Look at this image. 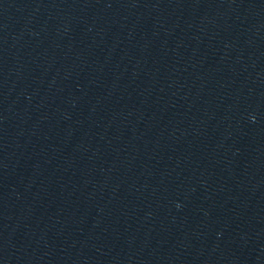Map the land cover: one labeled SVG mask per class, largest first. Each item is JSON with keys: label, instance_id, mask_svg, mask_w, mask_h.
<instances>
[{"label": "water", "instance_id": "water-1", "mask_svg": "<svg viewBox=\"0 0 264 264\" xmlns=\"http://www.w3.org/2000/svg\"><path fill=\"white\" fill-rule=\"evenodd\" d=\"M0 264H264V0H0Z\"/></svg>", "mask_w": 264, "mask_h": 264}]
</instances>
